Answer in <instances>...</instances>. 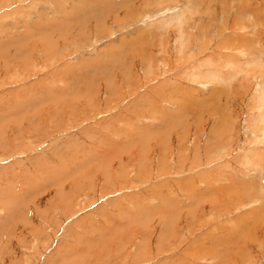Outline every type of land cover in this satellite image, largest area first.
Listing matches in <instances>:
<instances>
[{
	"label": "rangeland",
	"instance_id": "rangeland-1",
	"mask_svg": "<svg viewBox=\"0 0 264 264\" xmlns=\"http://www.w3.org/2000/svg\"><path fill=\"white\" fill-rule=\"evenodd\" d=\"M0 264H264V0H0Z\"/></svg>",
	"mask_w": 264,
	"mask_h": 264
},
{
	"label": "bare ground",
	"instance_id": "bare-ground-1",
	"mask_svg": "<svg viewBox=\"0 0 264 264\" xmlns=\"http://www.w3.org/2000/svg\"><path fill=\"white\" fill-rule=\"evenodd\" d=\"M71 103V102H70ZM90 113V112H89ZM42 115V114H41ZM41 119H43V118H41ZM34 120V119H33ZM37 120V119H36ZM38 121V120H37ZM32 123V122H31ZM39 123H40V121H39ZM51 123V122H50ZM33 124V123H32ZM37 124V123H36ZM30 125V124H29ZM31 126V125H30ZM28 130H29V128H28ZM16 150V149H15Z\"/></svg>",
	"mask_w": 264,
	"mask_h": 264
}]
</instances>
